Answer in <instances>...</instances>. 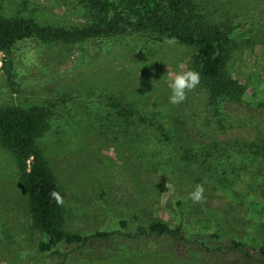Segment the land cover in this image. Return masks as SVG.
I'll use <instances>...</instances> for the list:
<instances>
[{"label": "rangeland", "instance_id": "obj_1", "mask_svg": "<svg viewBox=\"0 0 264 264\" xmlns=\"http://www.w3.org/2000/svg\"><path fill=\"white\" fill-rule=\"evenodd\" d=\"M189 2L229 27L224 70L242 93L212 97L200 81L169 103L174 75L197 71L198 47L150 30L0 50V109L48 111L37 143L63 190L65 229L119 232L41 251L49 237L34 225L17 155L0 143V264H264V0ZM86 3L0 0V16L84 27ZM198 184L203 203L189 198ZM155 220L183 224L190 241L137 235Z\"/></svg>", "mask_w": 264, "mask_h": 264}, {"label": "trees", "instance_id": "obj_2", "mask_svg": "<svg viewBox=\"0 0 264 264\" xmlns=\"http://www.w3.org/2000/svg\"><path fill=\"white\" fill-rule=\"evenodd\" d=\"M86 6L91 22L84 27L70 29L42 26L32 18L0 16V50L11 56L18 41L34 36L71 39L150 30L198 47L197 71L212 97L234 96L243 92L240 83L228 77L224 70L229 54L227 46L232 41L229 27L208 24L204 16L196 12L195 4H188V9L186 0H87ZM139 55L145 58L142 52ZM47 121L48 111L43 107L0 109V143L17 155L34 225L49 237L48 241L40 242L39 249L51 251L59 241L85 245L92 239L110 238L119 233L97 230L88 235L65 229L62 205H58L51 196L56 191L63 197V190L37 143ZM178 204L183 206L181 201ZM121 224L127 226L125 220ZM137 231L138 236L167 234L178 240L190 241L184 234L183 224L172 227L163 220L140 226ZM231 248L242 250L243 244L234 241Z\"/></svg>", "mask_w": 264, "mask_h": 264}, {"label": "clouds", "instance_id": "obj_3", "mask_svg": "<svg viewBox=\"0 0 264 264\" xmlns=\"http://www.w3.org/2000/svg\"><path fill=\"white\" fill-rule=\"evenodd\" d=\"M165 42L168 44H174L175 39H167ZM200 81L201 75L194 69L182 70L176 73L169 84L171 89L169 103L174 105L183 103L187 99L188 92H191L198 87ZM204 192V185L198 184L195 189L189 193V198L193 201V203H203L205 201ZM51 196L55 199L58 205H63L64 201L60 193L53 191Z\"/></svg>", "mask_w": 264, "mask_h": 264}]
</instances>
